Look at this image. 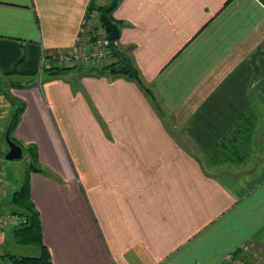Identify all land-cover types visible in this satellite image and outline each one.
<instances>
[{
	"label": "crops",
	"instance_id": "crops-1",
	"mask_svg": "<svg viewBox=\"0 0 264 264\" xmlns=\"http://www.w3.org/2000/svg\"><path fill=\"white\" fill-rule=\"evenodd\" d=\"M88 2L0 0V128L8 93L24 103L13 135L56 175L27 173L39 230L18 241L4 218L0 264L23 254L8 237L24 255L42 243L51 264H257L246 253L264 257V0L118 2L116 45L162 116L124 76L45 72L44 54L87 35ZM1 171L3 216L22 179L5 193Z\"/></svg>",
	"mask_w": 264,
	"mask_h": 264
},
{
	"label": "trees",
	"instance_id": "trees-1",
	"mask_svg": "<svg viewBox=\"0 0 264 264\" xmlns=\"http://www.w3.org/2000/svg\"><path fill=\"white\" fill-rule=\"evenodd\" d=\"M119 1L120 0H106L103 3H97L96 0H89L84 17L87 18L90 11L95 10L99 14L106 15L111 21L114 22L111 14ZM117 38L118 36L116 37V39H114L113 42L110 43V56L112 59L99 68L93 67V72L98 74H106L109 76H124L134 81L137 87L145 94L147 99H149V101L153 105L155 112L159 116H162L163 110L156 93L154 92L151 85L147 84L143 80L139 69L133 63L130 55L117 47ZM67 67L68 66L66 65H54L47 66L44 69L45 72H50V74H53L58 73L59 71H62ZM29 81H27L26 83L9 82V84L22 86L24 84H27ZM3 96L8 104L12 107L9 124L6 129V133H4V140L5 134H8L9 138L12 141L21 146L23 156H25L24 165L26 168V172L23 175L21 183L17 188L10 191L5 196V201L3 202L5 203V207L8 208V212L17 214L22 218V220L13 227V232L16 235V239L18 241L32 243V240L35 239L39 230V218L37 210L28 197L27 173L29 171H37L52 177H55L56 175L39 165L37 161L35 145L23 146L21 142L13 135L14 127L24 108V103L10 96L8 93H3ZM37 246L39 251L36 255L6 253L5 255L9 261L8 264H51L47 248L40 242L37 244Z\"/></svg>",
	"mask_w": 264,
	"mask_h": 264
},
{
	"label": "rangeland",
	"instance_id": "rangeland-1",
	"mask_svg": "<svg viewBox=\"0 0 264 264\" xmlns=\"http://www.w3.org/2000/svg\"><path fill=\"white\" fill-rule=\"evenodd\" d=\"M97 3H103L105 2L102 0H96ZM89 17L86 18L85 21V26L88 29L87 34L89 33V31L95 29H99L97 30L98 34L99 32H101L100 30H103V26L101 25V22L99 21L98 17H99V13H97L95 10H91L89 13ZM102 33V32H101ZM88 35H86V37H88ZM103 59L100 61L102 62ZM85 66L86 68H91L93 69V67L95 66V63L93 64H88V65H82ZM6 100V99H5ZM7 101L3 102V108H2V113L5 114V116L2 118V126L0 128V171L3 173V177L7 179L8 182L5 183L6 188H5V193L9 190L14 189L19 180L22 179V177L20 176L22 168L24 167V163H25V159L24 156L18 159H5L4 158V154L7 151V144L4 140V133H6V129L8 127L9 124V118L12 112V107L8 104ZM174 121L169 117L167 118V123L169 125H171ZM179 127V126H178ZM175 128L178 129L177 130V134L179 136V138H182V133L180 132L179 128ZM20 176V177H19ZM1 183L3 184V182L1 181ZM7 245L8 248L10 249L11 252H19V253H23V254H30V251L28 249H31L30 246H24L22 244L17 245L13 242V239H11L10 237L7 238ZM245 253L247 252L244 249ZM250 251H252V253H249ZM251 254L252 257L255 258L254 262L257 264H261L264 263V257L260 251V254L258 253V251H256L253 247H250V250L248 251V253H246V255ZM253 258V259H254ZM257 258V259H256Z\"/></svg>",
	"mask_w": 264,
	"mask_h": 264
},
{
	"label": "built area",
	"instance_id": "built-area-1",
	"mask_svg": "<svg viewBox=\"0 0 264 264\" xmlns=\"http://www.w3.org/2000/svg\"><path fill=\"white\" fill-rule=\"evenodd\" d=\"M90 15V14H89ZM88 15V17H89ZM86 18H83V25L85 24ZM99 29H93L89 31V36H77L76 43L69 49L62 51H55L51 53L44 54L42 56L43 63L54 66V65H88V64H98L100 61L105 59L107 55L110 54V41L107 37V32L103 28L97 33ZM87 34V35H88ZM1 178H0V190H1ZM10 217L13 219L14 223H19L22 218L14 213L7 212L3 216L0 215V222L4 218Z\"/></svg>",
	"mask_w": 264,
	"mask_h": 264
},
{
	"label": "water",
	"instance_id": "water-1",
	"mask_svg": "<svg viewBox=\"0 0 264 264\" xmlns=\"http://www.w3.org/2000/svg\"><path fill=\"white\" fill-rule=\"evenodd\" d=\"M99 21L107 32V37L110 41H114L118 36V26L112 22L106 15L100 14ZM5 142L7 144V151L4 154L5 159H18L22 157V148L19 144L12 141L8 134H5Z\"/></svg>",
	"mask_w": 264,
	"mask_h": 264
}]
</instances>
